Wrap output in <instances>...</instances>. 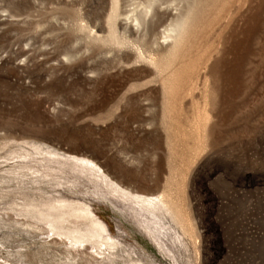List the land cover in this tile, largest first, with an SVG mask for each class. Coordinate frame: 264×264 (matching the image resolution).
I'll return each mask as SVG.
<instances>
[{
  "label": "rangeland",
  "instance_id": "obj_1",
  "mask_svg": "<svg viewBox=\"0 0 264 264\" xmlns=\"http://www.w3.org/2000/svg\"><path fill=\"white\" fill-rule=\"evenodd\" d=\"M0 264H264V0H0Z\"/></svg>",
  "mask_w": 264,
  "mask_h": 264
},
{
  "label": "bare ground",
  "instance_id": "obj_2",
  "mask_svg": "<svg viewBox=\"0 0 264 264\" xmlns=\"http://www.w3.org/2000/svg\"><path fill=\"white\" fill-rule=\"evenodd\" d=\"M80 162H84L85 164H88V162H86V161H80ZM83 164V163H82ZM100 171V170H99ZM144 202H146L147 204H151L152 203V200H145ZM151 205H153V204H151Z\"/></svg>",
  "mask_w": 264,
  "mask_h": 264
}]
</instances>
